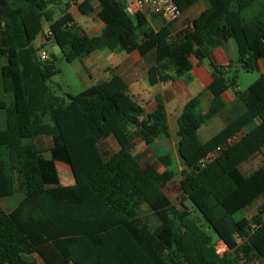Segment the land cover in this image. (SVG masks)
Returning a JSON list of instances; mask_svg holds the SVG:
<instances>
[{
  "label": "trees",
  "instance_id": "obj_1",
  "mask_svg": "<svg viewBox=\"0 0 264 264\" xmlns=\"http://www.w3.org/2000/svg\"><path fill=\"white\" fill-rule=\"evenodd\" d=\"M56 1L0 0V199L14 195L18 183L25 190L11 212L0 204V264L264 261V163L248 174L241 170L264 148V74L239 90L232 65L212 63L210 108L196 113L201 96L185 104L176 144L181 167L167 152L158 156L161 171L151 162L142 164L131 149L133 129L150 147L159 138H172L160 96L146 113L125 79L113 72L63 101L47 85L60 72L56 61L42 60V48L33 44L46 21V40L57 44L69 63L104 49L142 56L155 52L156 63L147 73L154 86L190 78L192 57L202 64L234 40L239 68L258 72L264 60V15L248 17L246 12L259 0H209L177 36L175 21L161 19L154 28L147 15L128 14L127 0H83L79 11L93 13L91 2L96 1V16L105 24L93 37L80 32L67 10L54 19L50 6ZM173 1L182 14L200 0ZM231 88L243 111L202 142L199 129L225 111L223 95ZM40 136L52 139L49 158L26 141ZM109 138L118 150L103 149ZM219 147L214 159L204 161ZM57 163L70 168L74 184H61ZM178 175L181 199L175 204L165 186ZM257 201L252 216L236 218ZM142 204L151 210L146 218L139 213ZM219 244L225 247L221 252Z\"/></svg>",
  "mask_w": 264,
  "mask_h": 264
},
{
  "label": "crops",
  "instance_id": "obj_2",
  "mask_svg": "<svg viewBox=\"0 0 264 264\" xmlns=\"http://www.w3.org/2000/svg\"><path fill=\"white\" fill-rule=\"evenodd\" d=\"M82 1L83 0H72L68 3V6L71 5L68 7L67 11L72 14L75 26L80 29V32L90 37L98 36L102 33L105 27V24L96 16L97 11L99 10V5L96 1H92L91 4L93 5L94 12L85 15L78 9V6ZM201 1L202 0L193 4L181 14L178 20L174 22V25L172 26V28L176 26L172 31L174 36L179 35L202 13L203 10L209 6V0H204L205 4L199 6ZM147 16L154 28H158L161 25V17L156 15ZM48 31L49 24L47 23L43 26L42 34L45 35ZM43 41L44 39H42L41 44ZM41 51L45 50L41 49ZM237 60V45L234 40H228L222 46L216 48L211 57L205 60L202 64H198L197 60L192 57L191 62L193 67L190 71V78L182 76L173 82L151 86L148 82L147 73L149 68L156 63L155 52L142 56L138 51L126 53L104 49L84 55L81 59H78V61L82 62L86 70V75L88 76L87 88L108 80L114 72L125 79L131 95L144 107L146 113L152 112L156 108V99L160 96L165 102L171 136L172 138L176 136V143L179 140L177 136L178 128L176 126L178 125V119L185 104L192 98L201 96V101L195 110L196 113L204 114L210 108L212 95L207 91V88L212 82L211 64L214 63L223 66L232 65L231 70L240 73L243 70L239 68ZM259 68L258 72L261 76L264 74V60L259 62ZM223 98L226 102L225 111L222 114L213 117L208 123L199 129L198 134L202 142H206L212 138L244 109V105L238 101L234 89L231 88L225 92ZM46 120L49 121V119ZM109 140L114 141L112 138H109ZM258 157H261V159H258L257 163H264V148L263 152L252 160ZM250 161L251 160L244 163L245 174L256 169L253 163L246 165ZM244 164L242 166H244ZM24 191V188L22 193L15 191V194L20 196L17 197V200L14 202L6 201L8 197L0 199V204L5 211L11 212L18 205L19 201L25 196ZM2 201L8 203L10 208L7 209L4 207ZM38 262L39 264H42L40 260H38ZM254 264H264V261H256Z\"/></svg>",
  "mask_w": 264,
  "mask_h": 264
},
{
  "label": "rangeland",
  "instance_id": "obj_3",
  "mask_svg": "<svg viewBox=\"0 0 264 264\" xmlns=\"http://www.w3.org/2000/svg\"><path fill=\"white\" fill-rule=\"evenodd\" d=\"M72 0H57L55 4H52L50 8L54 11V19L59 18L63 11L67 10L69 6H67L68 3H70ZM123 1V0H122ZM205 4V1L202 0L199 4V6ZM258 13H263L264 15V0H259L255 6L251 9H249L246 12V15L248 17H253L257 15ZM47 24L46 21L43 22V25L45 26ZM176 26L172 28L174 30ZM48 32H46L47 34ZM181 35V34H179ZM42 39H44L43 43ZM35 48H42L47 52V54L56 61L57 67L60 69V72L57 73L55 76L52 77L51 80L47 82V85L50 87V90L52 92V95L54 97H59L61 100H67L68 94H79L83 90H85L88 84V76L86 75V70L80 61H75L73 63L67 62L63 58V54L61 52V49L57 44H55L52 41H47L45 36L41 33L33 42ZM237 80H238V86L239 90H245L247 89L252 83H254L258 78L260 77L259 72H245L241 71L240 73H237ZM258 123V120L255 122V124ZM255 124H252L250 128L255 126ZM178 128V125L176 126ZM136 129L132 130V152L134 155L138 157V159L141 161L142 164L146 162H151L152 164L156 165L161 171L164 170V167L162 163L159 161L158 156L160 154L164 153H171L173 155V158L175 159L177 166L180 169V164L178 161L177 151H176V139L171 138L169 140L159 138L155 142L153 147L145 145V143L141 140V138L137 135ZM27 142H33L40 150L43 151V155L46 158L50 157V153L47 149H49L52 145V139L49 136H40L34 140H26ZM103 149L109 150V151H116L118 150V145L113 140H105L103 142ZM258 159H261V157H258L254 160H251L248 164L253 163L255 168H258L263 163H257ZM57 169L60 175L61 184L62 185H72L74 184V178L71 173L70 168L63 164L58 163ZM252 165V164H251ZM245 164L241 167L242 172L245 174ZM179 175L173 181L172 183L165 186V191L167 192V195L169 196L170 200L173 203H179L181 199L180 191L178 188V180ZM17 181H19L17 179ZM17 192L22 193L23 189L21 185L17 184ZM20 196V195H19ZM18 194L12 195L8 197L6 201L8 202H14L17 200V197H19ZM5 200V199H4ZM3 200V201H4ZM2 201V205L6 207L7 209L10 208L8 206L9 204ZM20 202V201H19ZM260 201H257L254 205H252L247 210L241 211L236 215V218H241L243 216H252L259 205ZM146 204H142L139 208V213L142 217L146 218L151 214V210L146 206ZM213 234V233H212Z\"/></svg>",
  "mask_w": 264,
  "mask_h": 264
},
{
  "label": "built area",
  "instance_id": "obj_4",
  "mask_svg": "<svg viewBox=\"0 0 264 264\" xmlns=\"http://www.w3.org/2000/svg\"><path fill=\"white\" fill-rule=\"evenodd\" d=\"M126 11L131 16H134L138 12L145 15H157L168 22L176 21L181 16V11L173 0H127ZM47 34H49V31ZM40 58L47 60L49 56L47 52L41 51ZM235 138L231 139L230 142H233ZM222 148L219 147L214 152H211L204 161L214 159ZM224 249L223 244L218 245L219 252Z\"/></svg>",
  "mask_w": 264,
  "mask_h": 264
}]
</instances>
